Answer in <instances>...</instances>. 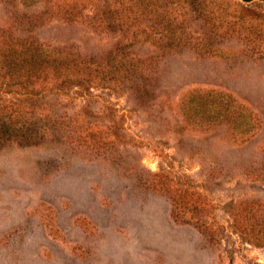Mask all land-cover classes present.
<instances>
[{
	"label": "rangeland",
	"instance_id": "374dc122",
	"mask_svg": "<svg viewBox=\"0 0 264 264\" xmlns=\"http://www.w3.org/2000/svg\"><path fill=\"white\" fill-rule=\"evenodd\" d=\"M26 1H0V26L16 8L36 12L54 0ZM84 1L90 14L97 0ZM215 2L224 21L243 8ZM243 6L260 39L217 37L192 16L180 33L188 43L171 52L135 46L152 55L151 67L160 63L157 100L174 107L164 115L109 90L83 100L48 90L32 97L0 81V116L12 103L38 107L41 125L49 103L62 113L90 110L113 141L105 152L47 137L0 143V264H264V241H248L232 216L240 208L264 215V2ZM50 19L34 35L87 56L100 58L121 39L85 19Z\"/></svg>",
	"mask_w": 264,
	"mask_h": 264
},
{
	"label": "trees",
	"instance_id": "16d2710c",
	"mask_svg": "<svg viewBox=\"0 0 264 264\" xmlns=\"http://www.w3.org/2000/svg\"><path fill=\"white\" fill-rule=\"evenodd\" d=\"M0 1L9 4L16 0ZM19 1L24 7L30 5L26 0ZM253 1L235 0L243 8L236 6L239 14L225 21L223 9L216 8L215 0H110L102 1L103 4L97 0L90 7V14L85 15L82 14L84 0H54L47 9L29 13L16 8V19L13 17L6 28L0 26V81L21 85L26 88L23 94L32 97L48 90L60 97L83 100L99 97L95 93L99 89L109 90L128 95L144 112L164 115L165 106L171 112L174 107L157 100L160 63L157 61L151 67L152 55L143 57L135 51V46L149 41L156 54L171 52L188 43V38L181 34L192 16L203 21L217 37L236 33L258 38L261 31L246 23L241 13L245 10L243 3ZM53 15L68 22L85 19L98 33H119L121 39L100 58L84 55L73 45L56 46L39 40L33 31L47 24ZM37 108L32 103L29 106L12 103L8 113L2 112L6 115L0 116V143L15 140L32 145L47 137L50 142L72 141L76 146L105 152L113 142L99 123L88 119L92 116L90 110H83L84 116L79 111L62 113L54 103H49L43 109L47 110L44 120H48L41 125ZM191 109V105L184 103L183 112ZM109 135L118 137L117 129ZM232 216L234 225L248 241H264V215L252 208H240Z\"/></svg>",
	"mask_w": 264,
	"mask_h": 264
}]
</instances>
